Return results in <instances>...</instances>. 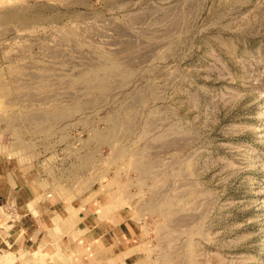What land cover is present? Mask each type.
<instances>
[{"label":"rangeland","instance_id":"1","mask_svg":"<svg viewBox=\"0 0 264 264\" xmlns=\"http://www.w3.org/2000/svg\"><path fill=\"white\" fill-rule=\"evenodd\" d=\"M0 154L132 221L127 264H264V0H0Z\"/></svg>","mask_w":264,"mask_h":264},{"label":"crops","instance_id":"2","mask_svg":"<svg viewBox=\"0 0 264 264\" xmlns=\"http://www.w3.org/2000/svg\"><path fill=\"white\" fill-rule=\"evenodd\" d=\"M41 186L32 169L0 154V235L10 243L37 237L38 243L60 242L71 264H127L135 258L143 237L132 221L108 214L93 195L64 206L56 190ZM30 220L40 227L37 232Z\"/></svg>","mask_w":264,"mask_h":264}]
</instances>
